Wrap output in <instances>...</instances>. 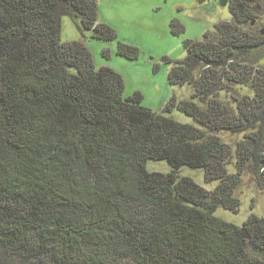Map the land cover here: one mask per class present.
<instances>
[{
  "label": "trees",
  "instance_id": "obj_1",
  "mask_svg": "<svg viewBox=\"0 0 264 264\" xmlns=\"http://www.w3.org/2000/svg\"><path fill=\"white\" fill-rule=\"evenodd\" d=\"M227 6L167 71L192 92L162 110L193 124L124 96L83 40H60L66 15L138 56L97 20L96 0H0V264H264V215L237 225L213 214L238 208L243 174L264 187V0ZM149 159L170 170H147ZM184 165L217 184L179 175Z\"/></svg>",
  "mask_w": 264,
  "mask_h": 264
},
{
  "label": "rangeland",
  "instance_id": "obj_2",
  "mask_svg": "<svg viewBox=\"0 0 264 264\" xmlns=\"http://www.w3.org/2000/svg\"><path fill=\"white\" fill-rule=\"evenodd\" d=\"M96 4L97 20L109 23L118 40L136 45L139 48L138 56L130 59L118 55L115 41L92 38L87 32H83V36L66 15L60 17V40H83L94 66L108 65L120 73L124 82V96L138 91L142 95L143 105L180 122L195 124L192 117L176 108L169 112L162 110L172 96L176 100L188 98L192 92L188 84H170L167 71L171 61L184 57L182 43L186 38L201 39L205 30L213 29L214 22L230 17L227 0H96ZM172 20L178 21L175 31H172ZM219 135L222 140L233 144L240 137L227 131ZM146 168L160 172L170 170L165 160L149 159ZM227 169L229 172L235 171L234 160L227 165ZM178 173L191 177L206 189L213 188L218 182H205L202 168L184 165ZM235 194L240 201L236 210L219 206L213 214L237 225L252 212L264 215V187L253 181L250 175H242Z\"/></svg>",
  "mask_w": 264,
  "mask_h": 264
}]
</instances>
